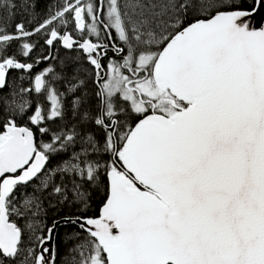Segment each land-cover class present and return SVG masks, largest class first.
Wrapping results in <instances>:
<instances>
[{"label":"snow or ice","instance_id":"6c2138e0","mask_svg":"<svg viewBox=\"0 0 264 264\" xmlns=\"http://www.w3.org/2000/svg\"><path fill=\"white\" fill-rule=\"evenodd\" d=\"M58 257L264 264V0H0V264Z\"/></svg>","mask_w":264,"mask_h":264},{"label":"trees","instance_id":"16d2710c","mask_svg":"<svg viewBox=\"0 0 264 264\" xmlns=\"http://www.w3.org/2000/svg\"><path fill=\"white\" fill-rule=\"evenodd\" d=\"M41 7H43V5H41ZM17 11H19V9H17ZM19 18L20 17L17 16V19H19ZM62 54H63V52H62ZM103 198H104L103 192L97 194L94 197V201H93L92 207L89 209V212H88L89 215H97L98 209H99V207H100V205L102 203ZM50 215H51V213H50ZM64 231H65L64 228L58 229L59 237L61 239L63 237ZM58 264H59V257H58Z\"/></svg>","mask_w":264,"mask_h":264},{"label":"water","instance_id":"95a60500","mask_svg":"<svg viewBox=\"0 0 264 264\" xmlns=\"http://www.w3.org/2000/svg\"><path fill=\"white\" fill-rule=\"evenodd\" d=\"M97 215H99V209H98Z\"/></svg>","mask_w":264,"mask_h":264}]
</instances>
